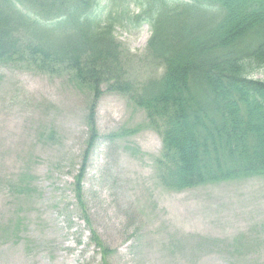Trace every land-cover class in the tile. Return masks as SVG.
I'll list each match as a JSON object with an SVG mask.
<instances>
[{
    "label": "rangeland",
    "instance_id": "rangeland-1",
    "mask_svg": "<svg viewBox=\"0 0 264 264\" xmlns=\"http://www.w3.org/2000/svg\"><path fill=\"white\" fill-rule=\"evenodd\" d=\"M120 10L116 76L158 77L150 26ZM115 84L94 99L66 66L0 62V264H264V175L166 186L161 134Z\"/></svg>",
    "mask_w": 264,
    "mask_h": 264
},
{
    "label": "trees",
    "instance_id": "trees-1",
    "mask_svg": "<svg viewBox=\"0 0 264 264\" xmlns=\"http://www.w3.org/2000/svg\"><path fill=\"white\" fill-rule=\"evenodd\" d=\"M101 1L0 0V62L66 66L94 99L116 81L161 134L166 186L264 175V79L253 76L264 69V0H108L106 13ZM130 3L124 21L150 26L145 55L162 66L133 84L116 76L114 38ZM93 111L90 101L91 141Z\"/></svg>",
    "mask_w": 264,
    "mask_h": 264
}]
</instances>
